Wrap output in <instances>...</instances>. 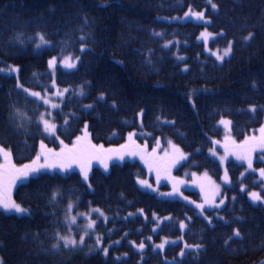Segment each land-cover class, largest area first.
I'll return each instance as SVG.
<instances>
[{
    "label": "trees",
    "instance_id": "16d2710c",
    "mask_svg": "<svg viewBox=\"0 0 264 264\" xmlns=\"http://www.w3.org/2000/svg\"><path fill=\"white\" fill-rule=\"evenodd\" d=\"M190 9L205 19L184 18ZM206 29L216 36L212 48L231 42L224 62L199 39ZM136 35L149 45L142 37L143 43L135 41ZM72 55L80 57L78 68L55 66V76L48 61ZM12 66L18 71L9 73ZM56 89L67 91L56 119L45 116L57 127L49 133L39 119L45 106L29 93ZM255 100V111L208 114L211 104ZM263 109L264 0H0V147L10 151L7 161L0 153L2 171L9 162L37 167L45 157L49 164L68 163L69 150L78 157L67 170L45 168L9 186L12 200L28 213L0 211L2 264H264V203H252L248 195L260 190L264 197V181L247 165L227 163L226 205L205 216L173 192L160 198L137 183L148 174L144 149L155 159L171 141L188 153L182 175L208 172L221 180L224 167L213 152L259 144ZM225 119L232 122L230 141L220 123ZM61 149V156L54 155ZM256 166L264 169V160ZM161 169L158 163L153 176ZM161 188L169 192L171 186L164 180ZM188 193L198 200V192ZM90 216L97 220L93 233L82 245L65 248L60 237L79 241L78 230ZM165 239V247L157 248Z\"/></svg>",
    "mask_w": 264,
    "mask_h": 264
},
{
    "label": "rangeland",
    "instance_id": "374dc122",
    "mask_svg": "<svg viewBox=\"0 0 264 264\" xmlns=\"http://www.w3.org/2000/svg\"><path fill=\"white\" fill-rule=\"evenodd\" d=\"M205 32L212 34L211 36L208 37L207 41H205V39L202 38L201 35L199 37V39L202 42H205L207 52L215 58H216V55L214 53H219L222 55L223 51L226 48H223V49L222 48H216V49L212 48L211 40L214 39V37H216V36H215L214 32L211 31L210 29H206L202 33H205ZM67 57H71L73 60H75V58H76L73 55L67 56ZM228 57H229V55L225 56L222 61L221 60H218V61L224 62ZM64 58H62L61 60L56 58L57 59V64H56L57 67L60 66L65 71L66 70L67 71H73V70H76L78 68L79 63H80V57H79V60L76 61V66L74 68H66V67L62 66L60 61H62ZM12 67L7 69V71L9 73L15 72V71H12V69H16V68L15 67L12 68ZM52 71L54 72L55 76H57V69L55 67L52 69ZM64 90L65 89H63V91L60 89H56V93L55 92H53V93L47 92L45 95H41V97H43V99L39 98L38 101L40 103L42 102L45 106L44 113L39 115V119L41 122H42L41 117L43 116V118L45 119V116L48 113H52L51 116H52L53 120L56 119V113H57V111L61 110L62 105H63L62 104L60 107L59 100L61 98H63V95L66 92ZM60 92H62L63 95L57 94ZM45 100H47L49 102L46 103ZM53 105H57L58 107H54ZM49 107L51 108V110H48ZM59 107H60V109H58ZM56 109H58V110L55 111ZM46 120H48L50 124H54L50 119H46ZM224 121L230 122V123H224L223 124L226 127L225 128L226 133H228V136H227L228 139L227 140L230 141L232 138H235L234 135L233 136L231 135L232 134L231 133L232 122L229 119H225ZM56 129H57V127H56ZM223 148H224V153H218L217 154V152H213L214 157L216 159H218L224 167V174L222 175L221 180H217L216 178L211 176V174H209L208 172L193 173V174L192 173H186V174L182 175L181 169H182L183 165L189 160V157H188V153L186 151H184L181 148V146L175 142L171 141L169 143V145L165 147V150L158 155V158H155V159L152 156L145 155L146 149H144V152L142 153L143 154L142 160L144 161V164L146 165V168L148 171V177L139 178L138 179V185L144 191L157 193L160 198H169L170 197V195H168L169 192L171 194L173 192V193L177 194L181 200L185 201L188 204L194 205L199 210V213L201 215H204V216L206 214V210H221L226 205V202H227V197L223 196V193L225 191V187L229 186V184H230V176H229V172L227 169V163L230 160H235L239 163H243V164L247 165V167H248L247 160L237 159L238 155L247 154L249 156V158L252 160V168L251 169L248 168V172L253 171V172H257L260 175L259 170L263 169V167H257L256 162L258 160H264V156H258L257 155L259 153L264 152V147L259 146V144H256V145L250 144L246 147L240 148L238 151H230V149L228 147H223ZM177 149L179 151H177ZM148 152L154 156V153H152L151 151H148ZM181 153L184 156L183 159H179V156ZM221 158H223V159H221ZM159 160H161L162 162ZM59 161L60 160H54V162H56V163H58ZM158 163H163L164 169H161L159 177L152 179L151 177L155 174L154 168L158 165ZM2 164H3L2 158L0 157V171H2V166H1ZM166 165H168V167H166ZM226 174H227V181L224 179ZM161 177L166 182H168V184L171 186V189L169 192L161 188V184H162ZM259 179L261 181H264V177L260 176ZM141 180L147 181V184L150 185V187L145 186V185H141L139 183V181H141ZM174 189H176V190L174 191ZM188 191L198 192L199 193L198 197H197L198 200L195 199L192 195H190L188 193ZM252 192L258 193L262 199L258 200V201H253L249 195V193H252ZM249 193H248V195H249V198L252 201V203H254V204L264 203V197H263L262 192L260 190H253V191H250ZM10 197L12 199L13 195ZM222 199L224 200V203L221 205V204H219V202ZM206 200H208L210 203H205ZM200 204H204L203 211H201V209L197 207V205H200ZM216 205H219V207H217ZM85 214H88V213H85ZM72 215L70 213L69 217H70L71 221H72ZM81 218H83V216ZM89 218L91 220L96 221V223H97V220L92 219L91 216ZM88 223L86 222V223L82 224L80 226V229L78 230V233L81 236H84V238L86 237L88 231L92 230V228L87 227ZM93 231L94 230L90 231V234H91V232L93 233ZM144 249H142V250H144Z\"/></svg>",
    "mask_w": 264,
    "mask_h": 264
},
{
    "label": "snow or ice",
    "instance_id": "6c2138e0",
    "mask_svg": "<svg viewBox=\"0 0 264 264\" xmlns=\"http://www.w3.org/2000/svg\"><path fill=\"white\" fill-rule=\"evenodd\" d=\"M211 7L213 9H215V8H217V5L215 3H212ZM184 18H195L196 20H204L205 19L203 12H192L191 9L189 10V12L185 13ZM180 19H183V18H180ZM156 35H160V34L157 33ZM211 35H212L211 33L205 32V33L201 34V37L204 38L205 41H207L208 37L211 36ZM251 37H252V34L250 33L249 36L245 38V40L251 39ZM39 38H40L41 44H47L48 43V41L45 40L43 35H40ZM169 43H171V41ZM40 46L41 45H37V47H40ZM165 46H167V45H165ZM83 50L84 49L81 48V51H83ZM214 54L216 55V58L218 60L222 61L225 56H228V55L231 54V42H229L228 47L223 51L222 55L219 54V53H214ZM78 60H79V57H76L75 60H73L71 57H65L62 61H60V63L62 64V66L66 67V68H74L76 66V61H78ZM48 64H49L50 68H54L56 66V64H57L56 57H53L51 60H49ZM12 71H18V69H12ZM18 87L22 88L21 85H18ZM23 91L28 92L29 90L23 89ZM64 91H67V89H65ZM29 94L31 96L43 99V97H41V94L38 93V92H30ZM57 94L58 95H63L62 92L57 93ZM81 95H83V90L82 89H81ZM100 99H103V94H101ZM45 102L48 103L49 101L45 100ZM53 106L54 107H58L57 105H53ZM87 107L90 108L92 106L88 105ZM250 110L251 111H255V106H252ZM41 120H42V122H43V124L45 126V131L46 132H49V133H54L55 132V129H56L55 124H50L48 120L43 118V116L41 117ZM220 123L224 124V123H230V122L221 120ZM85 127H87V126H85ZM259 131L261 133V136L259 138V146L264 147V127H261V129ZM81 139H83V138L77 137L78 141L81 140ZM130 139H131V135H130ZM251 139L252 140H256V137H252ZM245 143L247 144L248 142L246 141ZM91 147L95 148L94 145H92ZM122 147H124V146H122ZM240 147H243V146H240ZM101 148H102V146H101ZM107 151L113 152L114 150L109 149ZM177 151H179V150L177 149ZM69 152H70L69 157H68L69 162L68 163H60L59 165H57L55 163H51V164L47 163V157H45L46 163L42 164V165H38L37 167H33L32 165H23L20 168H16L15 165L10 164V162H9L7 167L3 171H0V211H3V212H14L16 214H27L28 213V209L22 207L20 204H17L15 201H13L11 199V197L9 195V186L11 184H15L17 181L23 182V180L29 179L32 176H36V175H38L41 172V170H43L45 168H53V167H57L58 166L62 171L67 170L68 168H70L72 166V163L78 162V157L75 154H72L71 150H69ZM0 153L3 154V157H4V159L6 161L10 157V151H6L2 147H0ZM63 153H64V149H61V153H55L54 155L61 156ZM117 155H118L119 159L123 160L124 157H123L122 154H117ZM94 158L100 159L99 156H96ZM111 158L112 157L109 156L107 159H111ZM183 158H184V156L181 153L180 156H179V159H183ZM39 159H40V156L38 155L37 156V160H39ZM221 159H223V158H221ZM237 159H245V160H247L248 168L249 169L252 168V160L249 158V156L247 154L238 155ZM101 162H104V161H101ZM33 164H36V161H33ZM104 167L105 168L108 167L106 162H104ZM81 172L83 173L84 179L87 180V178H88L87 171L83 167H81ZM259 173H260L261 177H264V169H260ZM224 179L227 181V174L225 175ZM139 183L141 185H145V186H149L150 187V185H148L147 181H145V180H141V181H139ZM175 190L176 189H174V191ZM168 195H171V193H169ZM249 195H250V197L252 198L253 201H258V200L262 199L260 197V195L258 193H256V192L249 193ZM53 198L55 199V195H54ZM205 203H210V202L208 200H206ZM223 203H224V200L223 199L220 200L219 204L222 205ZM216 206L219 207V205H216ZM197 207L200 208L201 211H203L204 204L197 205ZM94 211L99 212L100 210L99 209H94ZM101 215H103V213H101ZM130 215H132V214H130ZM75 219H76L75 217H72V221L73 222H75ZM95 224H96V221L90 220L88 225H87V227L88 228H94ZM180 227L184 228L185 224L181 222ZM153 231H155V229H153ZM234 235L235 236H239V231L238 230L235 231ZM149 239H151V238L149 237ZM60 240L63 241V246L65 248H67L70 245L71 246H76L78 243L82 245L84 243V236H81L79 241H77L74 238L67 237V236H61ZM97 243L99 244V238H98ZM116 243H119V242H116ZM166 243H168L167 239H165L161 244L157 245L156 247L160 248V249H163L165 247ZM53 247L54 248H58L59 244H56ZM137 247L139 249H141V250L144 249L145 248L144 242H141L139 245H137ZM200 247H201L200 245H185V248H196V249H199ZM102 251L104 252L105 255H107V252H108L107 248L102 249ZM180 255L181 256L184 255V250L183 249L181 250ZM0 264H2V260H0Z\"/></svg>",
    "mask_w": 264,
    "mask_h": 264
},
{
    "label": "bare ground",
    "instance_id": "6f19581e",
    "mask_svg": "<svg viewBox=\"0 0 264 264\" xmlns=\"http://www.w3.org/2000/svg\"><path fill=\"white\" fill-rule=\"evenodd\" d=\"M215 4H217V3H215ZM252 31H254L255 32V29H254V27H252ZM143 38V36L142 35H136L135 36V41H137L139 44H141V43H143L144 42V38H143V42H142V38ZM137 42H134V44H132V45H134V46H136L135 44L137 43ZM152 42V41H151ZM144 45L145 46H148L149 45V39L147 38L146 39V42H144ZM153 48L152 49H148V50H143V49H139V50H137L136 52H135V54H137V55H144V54H148V53H152L153 52ZM131 51H133V50H131ZM134 52V51H133ZM117 62H121L119 59H117ZM228 106H225V105H222L221 106V108H219V106H220V104H216V105H214V104H211V107L208 109V114H209V116L213 113V115H214V113H216L217 115H219V116H223V114L224 113H227V114H229L230 116H233V115H235V116H237V115H241V114H244L246 111H249L250 109H251V107L252 106H255V109H258V108H260L259 106H258V101L257 100H255L254 102H252V103H247L246 105H243V104H240V105H238V106H236V104H227ZM233 107V108H232ZM234 107H237V109H234ZM264 110V109H263ZM229 115H227V116H229ZM178 215H182L183 214V211L182 210H178ZM205 230V232H207V227H203V231ZM204 232V233H205ZM202 235H200V237H201Z\"/></svg>",
    "mask_w": 264,
    "mask_h": 264
}]
</instances>
